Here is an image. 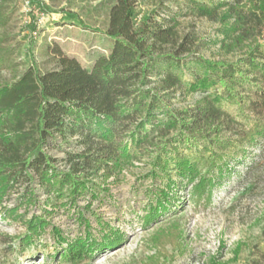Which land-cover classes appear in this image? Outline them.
Wrapping results in <instances>:
<instances>
[{"label":"trees","instance_id":"1","mask_svg":"<svg viewBox=\"0 0 264 264\" xmlns=\"http://www.w3.org/2000/svg\"><path fill=\"white\" fill-rule=\"evenodd\" d=\"M136 3L112 6L106 35L113 45L93 67L57 42L44 43L40 54L55 66L43 72L34 67L0 87V206L25 183L28 204L36 203L37 186L51 207L54 199L97 198L123 166L148 157L161 187L143 217L147 225L178 209L188 187L190 198L209 199L248 149L264 142V0L192 6L199 17L224 25L221 44L228 51L248 45L237 63L202 57L195 37L180 34L177 12L165 15L170 11L163 2L138 23ZM3 9L0 0L4 25ZM217 86L221 91L213 92ZM196 92L204 97L195 104L170 105ZM232 106L247 125L238 128L240 121L227 110ZM59 139L74 148L63 159L49 153L61 147ZM18 209L7 210L14 215ZM44 216L28 222L22 244L38 240L48 226ZM56 233L66 242L60 257L71 264L117 250L127 235L109 228L100 238L88 232L68 240Z\"/></svg>","mask_w":264,"mask_h":264},{"label":"rangeland","instance_id":"2","mask_svg":"<svg viewBox=\"0 0 264 264\" xmlns=\"http://www.w3.org/2000/svg\"><path fill=\"white\" fill-rule=\"evenodd\" d=\"M117 1L3 0L6 23L0 20V87L15 83L34 67L42 72L53 68L55 63L40 54L44 43L57 42L66 54L93 67L100 55L111 51L113 44L106 31L110 9ZM219 1L137 0L135 12L139 23L145 15L156 13L163 2L170 11L165 15L177 12L180 34L195 37L202 57L237 63L248 45L228 51L221 44L224 25L193 12L195 3L215 6ZM259 40L264 46V32ZM202 97L201 92L191 93L176 97L170 105L185 108ZM227 110L240 121L238 128L241 122L247 125L235 106ZM60 144L49 153L63 159L65 151L74 148ZM248 150L223 183L214 187L209 199L190 198L188 187L181 192L178 209L147 225L143 217L161 187L150 172L148 157L123 166L107 182L109 190H102L97 198L86 194L74 203L69 198L54 199L56 204L51 207L37 186L36 203L28 204L23 196L27 184L18 185L0 206V264H71L60 257L66 242L59 241L56 232L76 240L88 232L100 238L109 228L125 232L124 243L117 250L75 264H264V142ZM8 208L19 209L13 215ZM46 209L51 214H45ZM42 215L48 220L46 229L35 243L22 244L28 222Z\"/></svg>","mask_w":264,"mask_h":264}]
</instances>
